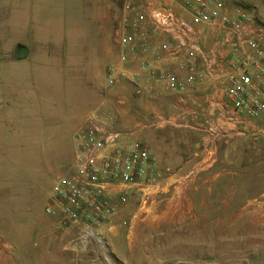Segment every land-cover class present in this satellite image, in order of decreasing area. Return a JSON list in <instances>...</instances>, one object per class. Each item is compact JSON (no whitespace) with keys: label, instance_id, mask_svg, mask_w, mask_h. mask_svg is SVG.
Instances as JSON below:
<instances>
[{"label":"rangeland","instance_id":"rangeland-1","mask_svg":"<svg viewBox=\"0 0 264 264\" xmlns=\"http://www.w3.org/2000/svg\"><path fill=\"white\" fill-rule=\"evenodd\" d=\"M79 1L17 0L34 16L12 17L14 0H0V76L13 79L11 90L0 92L7 110L0 112V264H264L263 227L249 235L231 223L238 205L264 189V140L246 132H227L216 143L213 165L196 174L187 193L195 219L183 228L143 229L136 238L130 220L143 210L135 193L91 240L44 214L51 183L71 172L73 133L86 114L97 109L121 129L111 103L122 92L135 94L122 80L106 84L119 56L124 0H98L96 12ZM230 3L264 27V0ZM143 133L138 138L150 150ZM166 136L173 155L191 157L186 142L196 136Z\"/></svg>","mask_w":264,"mask_h":264},{"label":"built area","instance_id":"built-area-1","mask_svg":"<svg viewBox=\"0 0 264 264\" xmlns=\"http://www.w3.org/2000/svg\"><path fill=\"white\" fill-rule=\"evenodd\" d=\"M190 13L186 19L163 0H144L135 6L126 1L118 28L121 50L118 61L125 66L150 47L153 33L166 36L153 53L179 57L178 72L146 67L144 84L135 82V93L153 94L164 84L182 91L186 82L206 77L225 84L224 94L234 109L257 118L264 114V27L243 11L228 16L227 0H177ZM222 24L215 41L199 42V25ZM170 38V39H168ZM246 48V50L242 49ZM198 61L202 65L198 66ZM230 71L223 75L225 65ZM117 63L106 73L108 87L123 77ZM185 72L184 80L179 73ZM75 153L71 172L57 176L46 194L43 212L58 224L78 229L83 239H95L132 193L139 207L148 205L144 188L154 184L150 175L152 156L143 138L131 137L115 125L112 116L89 111L73 133ZM159 206L161 198L156 197ZM140 207V208H141Z\"/></svg>","mask_w":264,"mask_h":264},{"label":"crops","instance_id":"crops-1","mask_svg":"<svg viewBox=\"0 0 264 264\" xmlns=\"http://www.w3.org/2000/svg\"><path fill=\"white\" fill-rule=\"evenodd\" d=\"M16 1L14 0L15 3L10 5V10L13 11L12 17H16L19 14L18 11H24V15L34 16L30 12L31 9L28 4L24 6V2L17 4ZM126 1L132 2L135 6L144 2V0H124V2ZM163 1L186 19L190 18L187 8L177 0ZM97 2L98 0H88V4L92 5L91 8L94 12L97 11ZM79 4L82 8L83 4H86L85 0H80ZM227 6L228 16L231 19L235 18L236 12L241 10L232 5L230 0H227ZM247 14L253 17V14ZM62 15L64 14L61 13L59 16ZM221 27H223L222 24L219 26L217 24L199 25L201 46L205 48L213 43L221 31ZM165 39L166 36L153 33L150 39V47L142 54H137L129 64L121 66L117 60L118 71L123 75L120 78L121 82H126V86L131 87L134 93L135 82L141 84L145 82L146 67L142 64L166 72H178L176 64L179 57L165 51L159 56L153 53V48L159 46ZM117 46L120 51V38ZM242 49L246 50V48ZM200 65L202 63L198 61V66ZM229 71L230 66L226 64L222 70L223 75ZM179 74L184 80L186 79L185 72ZM11 86H13L12 76H0V92L10 91ZM119 87L124 88V85L120 84ZM224 87V83L214 81L208 76L198 83L186 82V87L182 91L159 84L155 87L153 94L137 95L135 93L133 96L132 93L122 92L123 95L111 103L118 112L116 116L118 122L121 121V130L134 138L143 135L146 130L149 132L147 135L149 136L150 153L153 160L150 175L155 180L153 181L154 184L144 188L149 199L148 205L138 207V211L140 209L143 211L139 212L137 217L135 213L130 220L131 229L137 233L136 238L143 235V229L147 231L152 229V232L162 230L164 233L163 227L166 226L171 232L172 227L183 228L195 219L193 214L188 215L191 206L187 193L196 174L199 171L205 172L213 165L215 146L221 136L227 132L232 134L246 132L249 135H254L255 138L261 137L264 140V114L252 118L244 111L234 109L224 94ZM2 107L0 106V112H6L7 110H2ZM173 131L196 136V140L191 143L186 142L190 146L191 157L183 158L176 151L174 155L172 154L170 150L173 149L174 143L168 139L166 133ZM167 149L170 152L169 156L166 152ZM218 177L219 173H216L203 182L209 183L210 180ZM192 187L194 188V186ZM137 195L140 198L138 193ZM156 197L161 198L158 207H156ZM238 208V212H235L231 217V223L239 225L241 227L239 231L243 230L250 235L255 234L259 230L257 228L259 226L263 227L261 231L264 230V189L238 205ZM115 215L116 213L113 217ZM155 216H158V219L154 220L153 217ZM221 222L217 218V223ZM174 232H177V229Z\"/></svg>","mask_w":264,"mask_h":264},{"label":"water","instance_id":"water-1","mask_svg":"<svg viewBox=\"0 0 264 264\" xmlns=\"http://www.w3.org/2000/svg\"><path fill=\"white\" fill-rule=\"evenodd\" d=\"M26 53H23V54H18V52H15L14 53V58H21L25 55Z\"/></svg>","mask_w":264,"mask_h":264},{"label":"bare ground","instance_id":"bare-ground-1","mask_svg":"<svg viewBox=\"0 0 264 264\" xmlns=\"http://www.w3.org/2000/svg\"><path fill=\"white\" fill-rule=\"evenodd\" d=\"M254 210V209H253ZM249 212V211H248ZM251 212V211H250ZM244 213V212H243ZM254 213V212H253ZM235 218V217H234Z\"/></svg>","mask_w":264,"mask_h":264}]
</instances>
